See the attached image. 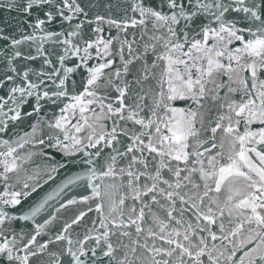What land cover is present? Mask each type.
Instances as JSON below:
<instances>
[{"label": "snow or ice", "instance_id": "snow-or-ice-1", "mask_svg": "<svg viewBox=\"0 0 264 264\" xmlns=\"http://www.w3.org/2000/svg\"><path fill=\"white\" fill-rule=\"evenodd\" d=\"M0 264H264V0H0Z\"/></svg>", "mask_w": 264, "mask_h": 264}, {"label": "water", "instance_id": "water-1", "mask_svg": "<svg viewBox=\"0 0 264 264\" xmlns=\"http://www.w3.org/2000/svg\"><path fill=\"white\" fill-rule=\"evenodd\" d=\"M177 106H183V104H181V103H178L177 104ZM28 123H29V121H27V120H25L22 124H20V126H19V129L18 130H21V131H29L30 129L28 128ZM28 150V148H27V146H26V148L24 149V150H21V152H22V154H23V152H26ZM39 161H37V163H38ZM25 167L26 168H28L29 170L33 167V165H31V164H26L25 165ZM50 187H54V185H46L45 186V191H47V190H49L50 189ZM38 192H39V190H38ZM35 196H36V194H33V198H35ZM30 202V201H29ZM25 223H29V222H24V221H20L19 222V224H25ZM19 226V225H18Z\"/></svg>", "mask_w": 264, "mask_h": 264}]
</instances>
